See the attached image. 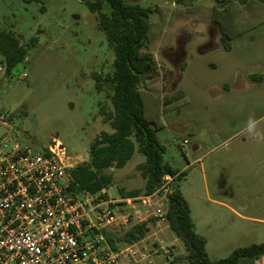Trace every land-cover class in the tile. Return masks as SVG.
Wrapping results in <instances>:
<instances>
[{"label": "rangeland", "instance_id": "obj_1", "mask_svg": "<svg viewBox=\"0 0 264 264\" xmlns=\"http://www.w3.org/2000/svg\"><path fill=\"white\" fill-rule=\"evenodd\" d=\"M126 1L152 10L143 54L155 66L139 86L146 118L167 148L165 161L183 175L177 184L196 219L222 250H210V258H227L258 243L251 231L264 228L254 222L264 219V3ZM0 27L28 49L11 73L0 53V111L10 122L0 126V137L9 132L36 152L59 140L74 166L88 162L91 143L113 132L105 117L113 111L107 78L115 52L98 14L84 0H0ZM249 116L260 121L255 135L246 130ZM144 161L136 150L125 167L111 168L108 193L143 194ZM141 214L115 234L145 221L148 214ZM117 244L135 252L125 264H190L168 222H150L143 239Z\"/></svg>", "mask_w": 264, "mask_h": 264}, {"label": "built area", "instance_id": "obj_2", "mask_svg": "<svg viewBox=\"0 0 264 264\" xmlns=\"http://www.w3.org/2000/svg\"><path fill=\"white\" fill-rule=\"evenodd\" d=\"M9 123L0 111V126ZM75 167L59 140L36 152L9 132L0 137V264H125L135 252L115 250L108 234L143 210L148 216L139 224L168 222L177 176L166 175L151 193L125 198L107 189L70 194Z\"/></svg>", "mask_w": 264, "mask_h": 264}, {"label": "trees", "instance_id": "obj_3", "mask_svg": "<svg viewBox=\"0 0 264 264\" xmlns=\"http://www.w3.org/2000/svg\"><path fill=\"white\" fill-rule=\"evenodd\" d=\"M84 1L91 12L98 14L100 27L115 52L114 72L107 78L111 83L113 111L105 117L113 132H101L91 143L90 160L71 170L69 193H95L107 189L114 179L110 169L125 167L136 150L145 157V161L138 166L146 179L144 193H151L166 175L179 174L165 161L167 148L159 141L157 129L146 118L145 105L139 92L144 77L155 66V61L143 54L152 10L126 0ZM258 1L264 3V0ZM227 40L222 38L225 49L229 50L231 47ZM0 53L4 57L7 72L11 73L18 64L24 62L28 49L14 32L0 27ZM96 84L97 89L102 91L99 76H96ZM182 176V173L178 175L173 192L168 195L167 218L171 230L184 242L190 264H240L244 258L256 259L264 255L262 242L237 248L224 259L210 258L207 240L197 233L190 205L177 184ZM140 193V190H136L127 195L136 196ZM149 223L136 224L126 230L122 237L115 233L108 234V241L115 250L119 249V241L135 244L145 237Z\"/></svg>", "mask_w": 264, "mask_h": 264}, {"label": "crops", "instance_id": "obj_4", "mask_svg": "<svg viewBox=\"0 0 264 264\" xmlns=\"http://www.w3.org/2000/svg\"><path fill=\"white\" fill-rule=\"evenodd\" d=\"M190 208H191V216H192L193 222L195 224L197 233L199 235L203 236L204 238H206V240H207L206 248H207L208 253L210 254V250H213L214 252H221L222 250L219 249L218 246H215L214 243H212V240H211V238L208 235V232H207L208 230L206 229V225H204L203 224V221H201L202 219H200V218L196 219V216L194 215L193 208L191 206H190ZM238 218L242 222H244V221H251L252 220V219L251 220H248L246 217H243V216H241V217L238 216ZM254 222H256V223H258L260 225H264V219H255ZM253 229L254 230L251 231V232H253L256 237H259L260 238V241L258 243L264 242V228H262L260 226H255ZM241 233H244V231L241 232ZM240 264H264V255L261 256L260 258H256V259H247V258H244V259L241 260Z\"/></svg>", "mask_w": 264, "mask_h": 264}, {"label": "clouds", "instance_id": "obj_5", "mask_svg": "<svg viewBox=\"0 0 264 264\" xmlns=\"http://www.w3.org/2000/svg\"><path fill=\"white\" fill-rule=\"evenodd\" d=\"M260 121L255 116H249L246 122V130L249 134L255 135L258 131Z\"/></svg>", "mask_w": 264, "mask_h": 264}]
</instances>
